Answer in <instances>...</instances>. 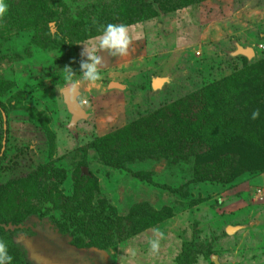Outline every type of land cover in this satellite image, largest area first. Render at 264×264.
<instances>
[{
	"label": "rangeland",
	"instance_id": "1",
	"mask_svg": "<svg viewBox=\"0 0 264 264\" xmlns=\"http://www.w3.org/2000/svg\"><path fill=\"white\" fill-rule=\"evenodd\" d=\"M130 1L139 0H6L0 240L12 264H177L184 243L211 246L194 264H264V173L241 171L243 141L226 137L237 124L246 151L250 127L264 126V0H144L140 11ZM113 14L128 30L125 56L97 47ZM236 44L256 47L249 65L231 57ZM72 45L79 69L96 49L100 81L66 78L57 64ZM155 79L164 82L153 89ZM73 86L86 116L70 125L62 92ZM178 103L194 116H180L153 151L110 138L147 117L169 119ZM209 124L229 142L213 163L203 160Z\"/></svg>",
	"mask_w": 264,
	"mask_h": 264
},
{
	"label": "trees",
	"instance_id": "2",
	"mask_svg": "<svg viewBox=\"0 0 264 264\" xmlns=\"http://www.w3.org/2000/svg\"><path fill=\"white\" fill-rule=\"evenodd\" d=\"M129 3H131L133 6L130 7L132 9H136L138 11L143 10L145 7L148 6V4H146V2L144 0H139L137 3L135 2L133 4L132 1H130ZM120 22L119 17L116 14H113L110 17V23L112 24H118ZM66 38V37H65ZM67 39V38H66ZM63 39L66 42V45H70L68 42V39ZM258 46V45H257ZM253 49H256L255 46L250 47ZM74 49L77 50L76 47H74V45H72V49L67 52L66 55H64V58L61 59V61L57 64L61 66V69L63 70L66 66L71 67L73 69V71L75 72V75L73 77L79 76L80 73V69L77 66L78 64V58H77V53L75 55ZM69 59H72V64L69 65ZM242 64L244 65H249L250 62L247 61V59H245V57H240ZM78 60V61H77ZM68 64V65H66ZM66 65V66H65ZM228 88L224 87V91H227ZM213 95H211V98H206L207 100H205L204 102L206 104H208L209 102V106L212 105L211 101H214L215 99H212ZM221 98L219 100H216L215 102H221ZM184 103V102H183ZM183 103H178L184 107H178V108H174L175 105L173 107H168L169 111H172L173 114L171 115V117L169 119H158L157 115L156 118L155 117H147L149 121H145V122H140L139 124H130L128 125L126 128H124L123 130H121V132L118 133L117 136H113L110 137L113 140H115L116 142H119L122 146L123 145H127L126 142H124V140L126 138H131L128 147H130L131 151L134 150H140V151H144V152H149V151H153L156 147V143L153 142L154 139L158 138H165V136H168V134H170L173 129L175 127H179L180 128V122L181 120L179 119L180 116H182L184 113L187 116L188 114L190 115L188 118H191L194 116L193 114V110L191 109L192 106L191 105H184ZM177 105V104H176ZM205 109V107H204ZM204 109L202 108L201 113L204 112ZM2 113L5 115V117H7V111L5 108H1L0 107V135L1 138L3 136H6L5 130L3 128V118H2ZM201 113H196V114H201ZM201 116V115H200ZM198 118V117H197ZM197 120V119H196ZM7 121V118H6ZM175 121V122H174ZM150 122H152L150 124ZM174 123V124H173ZM191 124L187 123V128L190 126ZM210 126L212 124H209ZM220 125V124H219ZM219 125L217 124L216 126L219 128ZM230 126V128H237V130L239 129L237 124H227ZM226 125V127H227ZM264 126L263 125H257V126H253L250 127L253 131L250 132L249 136L251 137L248 141L250 144L254 145V146H248V150L244 151V141L241 138L244 137V134H240V129L237 132V130H233L229 131L226 134L227 138H231V144H237L238 141H243L242 143H238L237 145H241L243 151H239L240 155L243 157V160L241 162V166L242 164L248 167H243L241 171L244 172H249V173H256V174H263L264 173V146L263 148L261 147H257L258 145V139H260L262 136H264V133L262 130ZM217 128V130H218ZM203 132H209L207 134H211V136H214V140H213V148H209L208 150H206V152L203 154V160H208V163H213L216 159H217V153L219 152L220 147H225L227 145H229V142H223L224 138L223 136L225 135L223 132L220 136H215V135H219L216 130H213V125L211 127V129L209 130V127H207V131ZM258 135H261L258 137ZM118 136L120 139H118ZM253 136V137H252ZM115 137V138H114ZM150 138L151 142L146 141V138ZM3 140H5V137H3ZM2 140V141H3ZM261 140V139H260ZM155 141V140H154ZM204 141V140H203ZM4 142V141H3ZM206 142H209V137L208 140ZM263 145H264V140H263ZM243 145V146H242ZM2 145H0L1 148ZM127 147V148H128ZM144 149V150H142ZM247 152V153H246ZM220 158V157H219ZM232 170V168L230 169ZM239 171V172H241ZM239 173L234 170L232 172H229L227 174V179L229 177H231V179H235L237 177ZM89 179L91 181H93L91 178H87L84 177L82 178V180H86ZM230 181V179H229ZM149 222H147L148 224ZM185 247L187 248V251L184 253H180V256H178L179 258L177 259V264H194L195 261L199 258V257H206L209 253L211 252V246H207L204 244H200L199 246H197L195 243H184ZM185 255L184 261L181 259V256Z\"/></svg>",
	"mask_w": 264,
	"mask_h": 264
},
{
	"label": "clouds",
	"instance_id": "3",
	"mask_svg": "<svg viewBox=\"0 0 264 264\" xmlns=\"http://www.w3.org/2000/svg\"><path fill=\"white\" fill-rule=\"evenodd\" d=\"M8 12V5L6 0H0V19H2ZM98 48L100 50H107L112 56H125L128 52L130 44V38L128 30L125 25L109 23L103 27L101 35L97 38ZM96 49L94 48L91 52H84L82 55L87 57V60L80 63V73L82 79L90 83H95L102 79V73L98 66L102 64V59L95 54ZM63 71L65 72L66 78L71 80L75 75V72L71 67L66 66ZM260 117V111L257 109L252 113V119L256 120ZM161 238L163 234H160ZM151 250L156 253L159 249V240L150 241ZM13 257L8 254V246L0 240V264H12Z\"/></svg>",
	"mask_w": 264,
	"mask_h": 264
},
{
	"label": "water",
	"instance_id": "4",
	"mask_svg": "<svg viewBox=\"0 0 264 264\" xmlns=\"http://www.w3.org/2000/svg\"><path fill=\"white\" fill-rule=\"evenodd\" d=\"M237 56H242V57H245L247 59H251L254 56V50L250 47L244 48V47H241L240 45L236 44L235 45V51L231 53V57H237ZM154 81L152 82V88L153 89L156 88L154 86ZM159 81L161 82V84L164 82V80H162V79H159ZM109 88L121 90L124 87L118 83L111 82L109 84ZM79 94L80 93L78 92L77 86L67 88V89L63 90V92H62L63 103L65 104L69 114H71V116H72L71 121H70V125L75 124L79 119L85 118V116H86L84 114V111L81 110L79 103L76 101V98L79 96ZM2 115H3V123L5 124V121H6L5 115L4 114H2ZM4 129H5V125H4ZM3 144H4V142H3ZM226 232H227V234H230L232 232V228H227Z\"/></svg>",
	"mask_w": 264,
	"mask_h": 264
},
{
	"label": "bare ground",
	"instance_id": "5",
	"mask_svg": "<svg viewBox=\"0 0 264 264\" xmlns=\"http://www.w3.org/2000/svg\"><path fill=\"white\" fill-rule=\"evenodd\" d=\"M160 84H161V82L159 81V79H156V80L154 81V86H155L156 88L160 87ZM155 87H154V88H155Z\"/></svg>",
	"mask_w": 264,
	"mask_h": 264
}]
</instances>
